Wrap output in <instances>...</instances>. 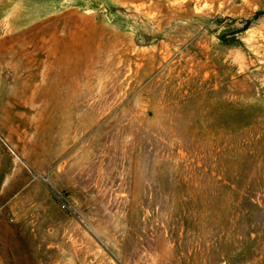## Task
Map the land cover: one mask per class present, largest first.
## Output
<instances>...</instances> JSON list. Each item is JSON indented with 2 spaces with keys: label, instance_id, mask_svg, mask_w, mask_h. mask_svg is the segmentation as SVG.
I'll return each mask as SVG.
<instances>
[{
  "label": "rangeland",
  "instance_id": "1",
  "mask_svg": "<svg viewBox=\"0 0 264 264\" xmlns=\"http://www.w3.org/2000/svg\"><path fill=\"white\" fill-rule=\"evenodd\" d=\"M0 264H264V0H0Z\"/></svg>",
  "mask_w": 264,
  "mask_h": 264
}]
</instances>
